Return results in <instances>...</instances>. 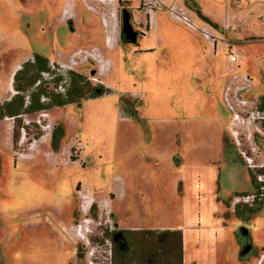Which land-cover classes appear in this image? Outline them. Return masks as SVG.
<instances>
[{
  "label": "rangeland",
  "instance_id": "rangeland-1",
  "mask_svg": "<svg viewBox=\"0 0 264 264\" xmlns=\"http://www.w3.org/2000/svg\"><path fill=\"white\" fill-rule=\"evenodd\" d=\"M159 1L155 16L138 0H0V105L35 54L51 72L31 92L85 77L78 104L22 116L16 149L0 115V264H264V121L248 116L264 113V0ZM239 73L252 98L234 119ZM244 205L260 209L240 219Z\"/></svg>",
  "mask_w": 264,
  "mask_h": 264
},
{
  "label": "trees",
  "instance_id": "trees-1",
  "mask_svg": "<svg viewBox=\"0 0 264 264\" xmlns=\"http://www.w3.org/2000/svg\"><path fill=\"white\" fill-rule=\"evenodd\" d=\"M50 69L51 68L49 66V60L39 54H35L33 56V61L26 60L22 64L21 68L14 74L13 87L18 92L13 94L8 100H5L0 105V115L2 117H10L14 120L12 131V145L14 149H16V145L20 138V129L21 131H24V133L28 136V126L23 122V115L46 110L51 106H62L70 103H79L74 98L82 96L83 86L81 85L85 77L83 75L74 74L72 72L70 73L69 77L67 76V78L58 76V78L54 80L55 86H57V84L62 81L69 80V85L66 89L64 88L63 93L61 94L48 92L43 88V86H39L40 84H37L36 86V94L33 91L31 92L30 88L33 87L40 74L43 72L50 73ZM39 79L38 83H41V77ZM26 94L30 97L28 100L25 99ZM41 95L48 97L50 102H40ZM260 100V106L264 107V96H262ZM62 133V128L59 125L53 127L52 144L55 147L58 144L59 137ZM41 135V130L36 126L32 136L33 139H37ZM31 141L32 140L29 138L28 142ZM258 187L259 186H256L257 192L259 191ZM259 209V207L244 205L241 208L236 207L234 214L240 219H247L251 214L259 211Z\"/></svg>",
  "mask_w": 264,
  "mask_h": 264
},
{
  "label": "built area",
  "instance_id": "built-area-1",
  "mask_svg": "<svg viewBox=\"0 0 264 264\" xmlns=\"http://www.w3.org/2000/svg\"><path fill=\"white\" fill-rule=\"evenodd\" d=\"M150 2V0H145V5H148ZM157 3L160 4V6L162 7L161 1L156 0ZM170 15L172 17H174L176 20L183 22L187 27L195 29V30H199L201 33H203L206 37L209 36L208 33V26H199L186 12V10H184L183 8H176V7H172L169 11ZM229 60L231 62H235L236 61V55L235 54H230L229 55ZM44 73V72H43ZM226 90L232 89L233 91V101L236 105L240 106V110H237L232 104H228L229 108L231 109V111L233 112V117L234 119H241L242 118V113H243V108L247 106V104L251 101L252 96H248L251 93V85H250V80L248 78V76H241V75H237V74H233L227 81H226ZM61 87V86H60ZM45 97H42V100H44ZM254 103V101H253ZM255 104V103H254ZM235 108V109H234ZM249 118L252 119V121L254 119L259 120V122L264 121V113L263 112H253L251 111L248 114ZM256 128L259 129V125H256ZM24 133V131H22ZM233 135L235 136V134L233 133ZM236 137V136H235ZM250 165V164H249ZM251 201H254V197L255 196H251ZM249 196L247 198H244L243 200L245 202L249 201ZM236 202L241 201L240 198H237L236 200H234Z\"/></svg>",
  "mask_w": 264,
  "mask_h": 264
},
{
  "label": "water",
  "instance_id": "water-1",
  "mask_svg": "<svg viewBox=\"0 0 264 264\" xmlns=\"http://www.w3.org/2000/svg\"><path fill=\"white\" fill-rule=\"evenodd\" d=\"M123 23V25H122V33L123 34H125L126 35V37H127V39L130 41H132V42H135V40H136V35H137V33L135 32V31H133L132 30V27H131V25L129 24V22H128V20H127V17H126V15L125 14H123V21H122ZM234 158H235V156H234ZM233 158V159H234ZM234 160H236V159H234ZM244 230V234H246L247 233V231L245 230V229H243ZM120 236H122V232H118L117 234H116V238H118V237H120ZM251 250V244H247V245H245V248H244V250L242 251V255H246V254H248L249 253V251Z\"/></svg>",
  "mask_w": 264,
  "mask_h": 264
},
{
  "label": "flooded vegetation",
  "instance_id": "flooded-vegetation-1",
  "mask_svg": "<svg viewBox=\"0 0 264 264\" xmlns=\"http://www.w3.org/2000/svg\"><path fill=\"white\" fill-rule=\"evenodd\" d=\"M119 1H125V2H129L132 0H119ZM139 4H142L146 10H148V12L153 13L152 15L156 16V12L161 8L160 4L156 2V0H150L148 5H145V0H138ZM137 33V31H135ZM122 38L123 40L127 41V37L125 34L122 33ZM96 93L99 94V89H95ZM98 96V95H97ZM122 236L115 238V240H119V238H121Z\"/></svg>",
  "mask_w": 264,
  "mask_h": 264
},
{
  "label": "crops",
  "instance_id": "crops-1",
  "mask_svg": "<svg viewBox=\"0 0 264 264\" xmlns=\"http://www.w3.org/2000/svg\"><path fill=\"white\" fill-rule=\"evenodd\" d=\"M230 54H237L235 52H232ZM229 54V55H230ZM229 55H228V63H229V69L231 70H239V66H240V59H239V56L236 55V61L235 62H231L229 60ZM241 76H248L249 80H250V85L253 86V80L252 78L248 75V74H245V73H239ZM252 92V91H251Z\"/></svg>",
  "mask_w": 264,
  "mask_h": 264
},
{
  "label": "bare ground",
  "instance_id": "bare-ground-1",
  "mask_svg": "<svg viewBox=\"0 0 264 264\" xmlns=\"http://www.w3.org/2000/svg\"><path fill=\"white\" fill-rule=\"evenodd\" d=\"M86 221V220H85ZM85 221H83V222H85ZM79 228V227H78ZM81 228H82V226H81ZM84 230V229H83ZM76 231V230H75Z\"/></svg>",
  "mask_w": 264,
  "mask_h": 264
}]
</instances>
